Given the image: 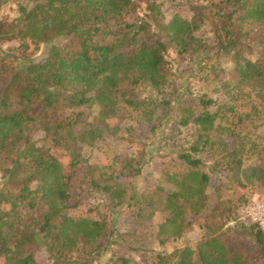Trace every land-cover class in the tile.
Returning <instances> with one entry per match:
<instances>
[{
	"label": "trees",
	"instance_id": "16d2710c",
	"mask_svg": "<svg viewBox=\"0 0 264 264\" xmlns=\"http://www.w3.org/2000/svg\"><path fill=\"white\" fill-rule=\"evenodd\" d=\"M29 1L15 21L0 19V264H94L114 235L125 244L144 231L145 240L164 246L199 218L224 225L225 203L215 194L224 185L211 188L202 155L212 158V171L264 185V166H245L260 149L251 131L264 125V0H172L191 16L174 13L169 21L161 0H146L144 9L136 0ZM203 27L212 42L198 35ZM57 38L67 41L53 44ZM10 42L17 46L3 49ZM32 46L46 49L42 61L30 59ZM170 50L221 88L219 101L197 94V109L181 102ZM170 109L174 125L194 133L139 196L120 177L143 174V152L100 165L84 155L106 134L116 137L125 119L155 129ZM82 198L100 202L73 215ZM125 206L147 222L157 213L162 222L157 230L116 233L111 218ZM218 229L208 227L211 236L193 247L155 253L152 264H263L259 227H243L247 240L235 242ZM38 250L47 262L37 261ZM106 264L139 263L120 253Z\"/></svg>",
	"mask_w": 264,
	"mask_h": 264
},
{
	"label": "rangeland",
	"instance_id": "374dc122",
	"mask_svg": "<svg viewBox=\"0 0 264 264\" xmlns=\"http://www.w3.org/2000/svg\"><path fill=\"white\" fill-rule=\"evenodd\" d=\"M145 1L136 0L139 9H144ZM159 2L160 0L157 3ZM161 2L166 21H169L174 13H178L186 19L191 16L187 7L176 9L175 2L172 0H161ZM20 6L31 8L32 3L29 0H5L0 7V19L8 23L15 21L19 17ZM139 11L141 13V10ZM198 35L208 42L213 41L208 27H203ZM66 41L67 39L57 38L53 41V44L61 45L65 44ZM15 46H17L15 42H10L5 44L3 49ZM46 52L43 46H39L37 50H34L32 46L30 47V59L34 62H40L46 57ZM256 52L257 50H254L253 54L255 55ZM168 56L173 59V88L177 90L176 94H180L179 98L181 102L186 100L191 104L192 109H197V104L194 100L197 94H206L219 101L221 97L219 91L221 88L218 85L212 84L210 81L204 82L200 70L197 67H191L186 58L180 61L175 57L172 50L169 51ZM224 65L225 67H229V64ZM228 78H230L229 75H227ZM224 80L226 79L224 78ZM173 88L169 89L172 90ZM218 95L219 98H217ZM172 106L176 107V104ZM169 112V117L167 116L169 118L168 121L162 123L161 127L155 129H153L154 126L152 124L136 125L130 119H125L120 125V131L116 137L106 134L100 145L91 151L85 149L83 153L88 157L89 163L100 165L103 160H111L114 156L130 157L143 152L145 154L144 160L147 161L144 163L143 174L136 178L132 176L120 177L122 183L127 186V189L139 196L144 189L154 187L164 167L171 164L170 162L180 152V149L182 150L187 147L190 141V135L194 133V128L192 127L182 128L174 125L170 120L173 110L170 109ZM251 141H255L260 146V149H258L259 152L257 151V154L253 153L251 155V159L245 161V166L250 164L264 166V125H260L251 131ZM261 149H263L262 152L260 151ZM201 158L205 161L204 170L210 175L211 188L219 183L224 185L220 193H215L219 201L225 203L226 215L229 217L228 221L222 222L225 223L224 225H221V222L216 223L203 217L199 218L196 220V224L188 232H185L182 237L176 240L170 239L164 246H160L153 237L146 238L145 240V237L142 236L144 231L140 232V237H128L125 244L118 242L119 238L114 235L109 242V250L94 264H106L114 254L120 253H123L125 257L139 264H152L155 253H169L184 246L193 247L200 240L211 236L206 230L208 227H220L218 229L219 232L221 230L228 231L232 242L247 240V234L243 227L257 226L264 232V185L259 182L246 184L241 180V182H235L229 179L231 175L224 168L219 167L215 171H212L210 168L213 165L212 158L205 159L204 155ZM118 166L119 164L116 163L114 168ZM208 192L214 193L212 189ZM78 201L72 210L73 215H82L89 207L93 209L92 207L100 202V198H82ZM217 203L218 200L216 201V198L213 197L211 203L212 208ZM133 211L132 208L125 206L113 213L111 222L113 224L112 228L116 233H123L131 229L134 230V228L138 229V227H142L143 230H149L151 225L157 230L158 225L162 222L161 216L157 213L150 222H147L143 219L145 217H137ZM167 230H170V228ZM143 245H145L146 251H138L137 248L140 246L143 247ZM35 257L40 263L47 262L45 253L40 250L37 251ZM262 262L264 264V260Z\"/></svg>",
	"mask_w": 264,
	"mask_h": 264
}]
</instances>
